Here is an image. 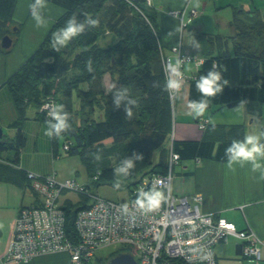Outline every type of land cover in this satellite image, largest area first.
<instances>
[{"label": "trees", "instance_id": "16d2710c", "mask_svg": "<svg viewBox=\"0 0 264 264\" xmlns=\"http://www.w3.org/2000/svg\"><path fill=\"white\" fill-rule=\"evenodd\" d=\"M16 2L17 0H0L2 39L6 35L11 36L14 26L19 31L20 26L13 18ZM48 2L62 8L63 13L38 48L5 83L11 92L18 118L14 123V136L11 138L6 134L7 139L0 140V180L12 182L23 189H32V179L28 175L30 171L19 166L20 154L26 145L22 122L28 118L27 111L30 108L35 109L36 117L46 122L45 112H41L40 108L48 99L65 105V110L70 113L71 130L58 137V142L60 139L63 152L79 156L87 168L88 181L85 186L89 192L91 184L115 180L114 165L127 156L130 157L133 152L143 154L144 159L136 163L130 176L123 178L130 183L128 187H136L146 175L165 174L171 150L179 157L177 165L190 159L226 161L224 150L232 140L243 139L244 123L215 124V130L207 123L202 130L204 134L201 140H176L172 135L169 139L170 131L175 125L174 106L181 97L171 103L164 87V57L167 55L160 43L153 4L147 5L146 0H133L134 6L127 0ZM85 13L99 18V26L73 39L59 52L52 50V34L63 27L73 14L83 20ZM230 26L235 33L229 36L193 29L194 37L200 45V53L190 54L202 57L203 62L194 73L189 75L185 71L189 76L186 84L187 100L190 102L199 99L195 81L200 75L207 74L213 62L225 69L223 76L229 81L222 93L210 98L208 110L235 108L242 100H246V105L251 108L256 104H264V14L257 8H241L234 14ZM105 33L115 37V41L102 46L98 41ZM89 59L94 69L92 72L85 66ZM105 74L110 75L115 88L105 89ZM154 82L159 87H153ZM82 85L86 87L83 88ZM120 88H127L130 97L138 101L130 120L125 118L123 106L118 109L113 106V94ZM74 93L80 103L79 123L75 121L77 113L72 115L71 98ZM96 104L104 112L103 120L96 121L89 116L95 111ZM205 119H209L208 115L194 120L198 124ZM262 130L264 124L260 126V131ZM214 132L216 137H212ZM167 140L169 147L165 145ZM64 145H68V149H64ZM55 147L58 151L57 145ZM157 150L159 156L155 161L154 153ZM97 152L101 156L99 162L94 159ZM58 156L59 154L56 158ZM114 156H117L115 163L112 161ZM32 191L34 192L33 189ZM133 191L134 189L130 193ZM78 195L80 198L77 202L66 199L62 204L66 213L65 231L72 240H76L75 215L78 210L88 207L91 201L87 194ZM120 252L136 255L130 247H123L117 253ZM108 260L98 253L92 262L101 264L105 261L104 264H107ZM170 264L185 263L172 260Z\"/></svg>", "mask_w": 264, "mask_h": 264}, {"label": "crops", "instance_id": "0c3cea01", "mask_svg": "<svg viewBox=\"0 0 264 264\" xmlns=\"http://www.w3.org/2000/svg\"><path fill=\"white\" fill-rule=\"evenodd\" d=\"M253 1L255 2V0ZM199 2L206 3V0H199ZM222 2V7L227 6L232 9L243 7L242 0H222ZM30 3L32 0H17L16 2L13 18L20 28L18 32L16 26L12 28L13 45L10 50L3 48L0 35V125L3 129L9 127L15 132L14 123L18 118V112L13 103L11 92L5 83L38 48L49 29L63 13L62 8L48 2V7L43 10L47 27L36 28L28 7ZM152 8L156 14L157 30L165 55H169L170 47L179 41L182 43L185 52L200 53L199 48L193 46V29L203 31L204 25H189L182 32H178L172 37L167 36L174 28L180 27L177 12L184 8L188 12L189 8H196L195 4L189 5L186 0H153ZM199 11L202 14V10ZM114 41L115 37L105 33L98 43L107 46ZM194 71L192 67L186 69L189 75ZM103 84L106 90L113 87L109 74L103 76ZM81 87L85 88L86 85ZM186 96L187 90L184 89L180 100L174 106L173 139L201 140L204 133L188 114L189 101ZM4 111L6 117H4ZM79 115L78 113L75 115L77 123L81 120V115ZM27 117L22 122L26 145L21 151L19 166L36 174H54L59 181L72 178L74 166H70L67 159L65 162L62 159H57L63 155L67 156L61 150V140L59 139L58 142V137L49 138L44 135L46 122L36 117L35 109H28ZM242 117L230 122L219 121L218 119L213 121L209 118L215 124L244 123L245 134L250 133V129L246 126L247 115L243 114ZM260 126L261 124L257 127V132L254 133L260 132ZM212 137H216L215 132L212 133ZM55 145H57L58 151ZM167 147H169V143ZM57 154L59 156L56 158ZM234 167L235 171L229 170L226 161L220 162L214 159L181 161L174 168L171 190L177 197L200 196L197 203L203 213L211 214L214 217H223L234 224L239 231L252 229L261 239L260 259L258 261L242 254L241 241L234 236H229L226 241L218 242L215 245L217 264H264V175L259 171L253 172L251 166L247 164L243 167L240 165ZM76 172L74 177L77 176ZM66 199L69 198H63L61 203L63 204ZM37 200L38 198L31 188L23 189L12 182L0 180V224L3 225V228L0 229V264H72L69 255L65 252L38 255L26 263H5V256L13 238L19 209L23 206L32 205Z\"/></svg>", "mask_w": 264, "mask_h": 264}, {"label": "built area", "instance_id": "2783aa9c", "mask_svg": "<svg viewBox=\"0 0 264 264\" xmlns=\"http://www.w3.org/2000/svg\"><path fill=\"white\" fill-rule=\"evenodd\" d=\"M151 6L153 0H146ZM182 30L186 29L200 14L196 8H186L177 12ZM180 58L184 85L179 94L169 95L171 103L181 97L189 76L186 69L196 70L203 58L183 50L182 43L170 47V54L164 57L165 65ZM166 77V73H165ZM169 94V93H168ZM52 99L44 102L40 111L48 117ZM207 120L198 123L200 130L205 129ZM172 137L174 135L172 133ZM68 149V145H64ZM179 157L172 150L165 174L146 175L137 184L129 200L113 201L91 194L85 184L76 177L59 181L54 174L39 175L29 173L32 189L38 201L19 209L13 238L5 256V263H26L38 255L65 252L72 264H91L92 259L105 247L119 245L133 246L138 264H170L180 260L185 264H209L200 258L199 250L212 253L211 264H217L215 245L234 236L241 241L242 254L260 259L261 239L252 230L239 231L234 224L223 217L203 213L197 201L200 196L177 197L172 193L173 168ZM96 177H94L95 179ZM156 187L165 193L167 199L150 213L134 207L140 190ZM67 192L87 194L91 201L88 207L78 210L74 218L76 240L70 239L65 231L66 213L60 196Z\"/></svg>", "mask_w": 264, "mask_h": 264}, {"label": "clouds", "instance_id": "9594fccd", "mask_svg": "<svg viewBox=\"0 0 264 264\" xmlns=\"http://www.w3.org/2000/svg\"><path fill=\"white\" fill-rule=\"evenodd\" d=\"M130 5H133V0H127ZM186 3L191 5L195 4L199 6V0H186ZM134 6V5H133ZM29 11L32 19L35 22L36 28H46L47 20L43 15V10L48 7V0H32L29 4ZM100 24L99 18H93L89 14H84V19L81 20L77 15L73 14L64 24L63 27L58 29L52 34L51 37V49L55 52H59L60 49L66 47L73 39L86 33L88 30L98 27ZM178 32H182V26L174 28L167 36L172 37ZM193 46L199 48V42L193 37ZM85 66L89 72H92L93 65L91 59L86 61ZM182 60L177 58L175 63L169 61L165 65L166 81L165 90L169 95L179 94L184 85V76L182 72ZM221 66L213 62L211 68L207 74H202L195 81L196 91L200 94L199 99L191 100L188 104L189 115L193 119H200L205 117L210 98L216 97L222 93L225 86L229 85V81L224 78ZM115 88V85H113ZM153 87H159L158 83L153 84ZM113 106L115 108L124 107L125 118L131 119L134 115L133 109L138 105V101L133 99L129 95L127 88H120L116 90L112 97ZM247 103L246 100H242L238 107H243ZM50 108L48 111L49 119L46 120V128L44 135L46 137H60L62 134L71 130L70 113L65 110L63 104H53L47 106ZM207 123L212 125V129L215 130V123L209 118ZM224 156L226 157V164L229 170L235 171V165H250L253 172H261L264 175V130L259 133H246L243 139H234L225 148ZM94 159L99 162L101 156L99 152L94 154ZM143 154L133 152L129 157L119 161L114 169V175L117 177L113 188L120 190L122 187L121 178H126L131 175L132 170L135 168L138 161H143ZM167 199L165 193L161 190H157L156 187L145 191L140 190L137 198L134 202V207L144 213H150L157 210L163 202ZM3 225L0 224V229ZM201 253L200 258L202 260L212 262V253L210 251H204L203 249L194 250Z\"/></svg>", "mask_w": 264, "mask_h": 264}, {"label": "rangeland", "instance_id": "374dc122", "mask_svg": "<svg viewBox=\"0 0 264 264\" xmlns=\"http://www.w3.org/2000/svg\"><path fill=\"white\" fill-rule=\"evenodd\" d=\"M242 0L243 7H238L235 9L228 8L227 6L222 7L223 2L222 0H206L205 2H199V6H196L199 10H202L201 17H197L190 25H196V24H202L204 25L203 31L210 33V34H220L223 36H229L233 35L235 33V30L232 26H230L229 22L232 21L234 14L238 13L240 9L244 10H254L255 8H259L261 13L264 14V0ZM260 2V4H259ZM261 5V7H260ZM255 6V7H254ZM199 15V16H200ZM245 17V16H243ZM102 44V42L100 41ZM59 97H61L59 95ZM257 106H253L252 108L250 106H247L246 104L243 107H235V108H223V110L220 109H212L208 110L206 115H208L213 121H216L217 119L219 121H226L230 122L231 120H236L237 118H241L243 114L247 115V127L250 129V133L257 132V127L259 124H264V104H256ZM71 106H72V115H75L76 113H80V103L79 100L74 93L71 98ZM78 111V112H77ZM5 112V111H4ZM249 113V115H248ZM6 112L4 113V117H6ZM80 116V115H79ZM91 119H94L96 121H100L104 119V112L102 111V108L95 105V111L91 112L89 114ZM243 118V117H242ZM251 120H253L251 122ZM224 124H231V123H224ZM175 126V125H174ZM5 133L9 137H13L14 132L13 129L6 127L4 129ZM174 133V127H172L169 135V139H171V135ZM169 141L165 143L167 145ZM159 156V150L155 151L154 153V160L157 161ZM58 160H65L67 159V163L70 166H74V169L72 171V178L75 176V172L77 171L76 180L80 184H85V182L88 181V170L85 167V165L81 162L80 157L77 155H67L57 158ZM113 163L117 161V156L112 157ZM64 166V164H63ZM117 166L114 165V169ZM177 167V166H176ZM69 172V171H68ZM71 173V172H70ZM61 174V173H60ZM115 180H105L101 181L99 184H91L90 186V192L94 195L100 196L104 199L113 200V201H121V200H129L131 198L132 193H130L131 190L136 189L134 185H128L129 182L122 180V187L120 190H115L113 188V185L116 181ZM65 180V179H64ZM63 198H69L72 200V202H77L79 200V195L75 192H69L66 195L62 193L60 196V201L63 200ZM122 246L119 245H112L103 248L99 252V256L106 257L107 259H110L113 254H116L117 252L121 251ZM131 250H133L136 254V249L131 246ZM102 262L101 264H104ZM92 264H95V261L92 262ZM99 264V263H98Z\"/></svg>", "mask_w": 264, "mask_h": 264}, {"label": "water", "instance_id": "95a60500", "mask_svg": "<svg viewBox=\"0 0 264 264\" xmlns=\"http://www.w3.org/2000/svg\"><path fill=\"white\" fill-rule=\"evenodd\" d=\"M13 45V39L10 35H6L2 39V46L5 49L11 48ZM6 133L3 129V127L0 125V140L5 141L6 138ZM107 264H138L137 260L135 259L134 255L131 253L127 252H120L117 253L116 255L112 256Z\"/></svg>", "mask_w": 264, "mask_h": 264}]
</instances>
